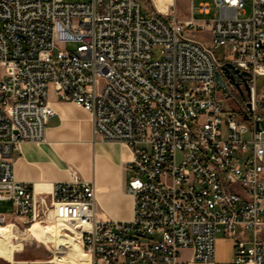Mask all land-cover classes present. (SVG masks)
Returning a JSON list of instances; mask_svg holds the SVG:
<instances>
[{
  "label": "built area",
  "instance_id": "obj_1",
  "mask_svg": "<svg viewBox=\"0 0 264 264\" xmlns=\"http://www.w3.org/2000/svg\"><path fill=\"white\" fill-rule=\"evenodd\" d=\"M146 1L143 16L139 0H0V200L12 204L0 226L54 222L86 264H181L184 248L264 264V0H214L207 20ZM226 61L248 90L224 76L229 95L217 89ZM50 90L88 112L93 140L130 150L128 220L98 216L95 182L74 168L49 190L14 177L12 154L45 141ZM217 234L232 240L228 261L214 262Z\"/></svg>",
  "mask_w": 264,
  "mask_h": 264
},
{
  "label": "crops",
  "instance_id": "obj_2",
  "mask_svg": "<svg viewBox=\"0 0 264 264\" xmlns=\"http://www.w3.org/2000/svg\"><path fill=\"white\" fill-rule=\"evenodd\" d=\"M49 100L55 114L47 121L45 141L24 142L19 151L12 154L14 177L33 183L37 189H46L44 184L51 187L55 182L67 179L69 169L74 168L83 177L94 180L97 208L113 219L128 220L131 216V201L124 188L131 171L125 169L124 162L130 159V150L116 142L93 140L89 114L74 102L57 97ZM11 211V202L0 200V213L8 220ZM226 245L229 247L227 253L224 251ZM191 253L190 248L180 250L179 262L213 264L193 261L190 259ZM231 258L232 240L217 234L214 262ZM36 264L63 263L41 258Z\"/></svg>",
  "mask_w": 264,
  "mask_h": 264
},
{
  "label": "rangeland",
  "instance_id": "obj_3",
  "mask_svg": "<svg viewBox=\"0 0 264 264\" xmlns=\"http://www.w3.org/2000/svg\"><path fill=\"white\" fill-rule=\"evenodd\" d=\"M68 1H80V0H68ZM140 4H141V14L143 16H146V14L148 12H150L148 6L150 7V4L146 1V0H139ZM207 3L209 5V10L207 13H201L199 12V4L201 3ZM190 5H192L193 7V11H192V16L196 19V20H207L210 19L212 17H215L218 15V8L214 3V0H176L175 3V14L177 16L178 19H185L187 17L191 16L190 13ZM151 8V7H150ZM195 36H197L198 38L204 39L207 43H208V38L209 36L207 35V33H200V32H195ZM68 48H72L73 45H68ZM226 50L225 48H217L214 49V52L217 56H222L224 54ZM154 57L155 58H160L161 55L159 53V48H155L154 50ZM262 80H264V78H262L261 76L257 77V81L260 83ZM56 97L53 93L49 95V98H54ZM99 141V140H98ZM177 159L179 160V156L177 157ZM80 173V172H79ZM127 174V173H126ZM127 197L130 199L131 201V197L127 195ZM97 215L98 216H103L104 214L103 212L97 208ZM37 226H33L32 229H29L26 232H14V238H17L20 235H23L21 233H32L34 229H36ZM26 235V234H24ZM29 240V241H28ZM28 240L24 239L22 240V248L20 250H17L14 254V260L12 262H9L3 258L0 257V264H36L38 259L44 258L49 260L51 258V253L49 252V248L51 249L52 246L49 245V243L43 244L42 241H39L38 236L35 235V239H29ZM229 247L226 245L224 248V251L227 253L228 252Z\"/></svg>",
  "mask_w": 264,
  "mask_h": 264
},
{
  "label": "bare ground",
  "instance_id": "obj_4",
  "mask_svg": "<svg viewBox=\"0 0 264 264\" xmlns=\"http://www.w3.org/2000/svg\"><path fill=\"white\" fill-rule=\"evenodd\" d=\"M155 2L159 7L164 4V0H155ZM44 185L47 186L46 189L36 188V190H49L51 188L48 184ZM34 225L37 228L32 233H21L23 235L17 238H14V232H19L17 229L11 225L0 226V257L12 262L14 252L22 248V240L35 239V235H37L39 241H42L43 244L49 243L54 248V257L51 259L53 262L63 264H86L88 262V256L81 250L75 238L63 237L58 232V227L54 222L46 225L36 222L30 229Z\"/></svg>",
  "mask_w": 264,
  "mask_h": 264
},
{
  "label": "water",
  "instance_id": "obj_5",
  "mask_svg": "<svg viewBox=\"0 0 264 264\" xmlns=\"http://www.w3.org/2000/svg\"><path fill=\"white\" fill-rule=\"evenodd\" d=\"M222 76H224V78H226L230 84H233L240 93H242V90L239 86L240 82H243L244 88L248 90V86L246 84L247 72L240 71L231 62L226 61L225 63H223L220 71H217L215 75L217 89H220L227 97L229 95V92L226 89V85L223 81Z\"/></svg>",
  "mask_w": 264,
  "mask_h": 264
}]
</instances>
